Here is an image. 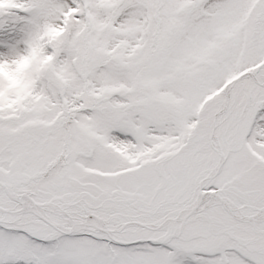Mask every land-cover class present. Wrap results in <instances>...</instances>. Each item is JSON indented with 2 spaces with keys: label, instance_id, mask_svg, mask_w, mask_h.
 <instances>
[{
  "label": "snow or ice",
  "instance_id": "6c2138e0",
  "mask_svg": "<svg viewBox=\"0 0 264 264\" xmlns=\"http://www.w3.org/2000/svg\"><path fill=\"white\" fill-rule=\"evenodd\" d=\"M0 264H264V0H0Z\"/></svg>",
  "mask_w": 264,
  "mask_h": 264
}]
</instances>
